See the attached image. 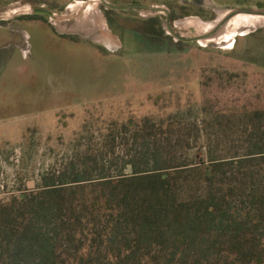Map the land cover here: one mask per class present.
<instances>
[{
  "label": "rangeland",
  "instance_id": "374dc122",
  "mask_svg": "<svg viewBox=\"0 0 264 264\" xmlns=\"http://www.w3.org/2000/svg\"><path fill=\"white\" fill-rule=\"evenodd\" d=\"M202 2L0 0V199L33 190L42 177L67 172L86 156L103 158L107 174L116 175L104 145L113 123H131L134 131L142 117H170L190 126L207 101L216 109L263 107L264 26L226 27L212 40L193 43L165 29L168 20L181 37L204 32L207 27L189 25L212 21L194 16L199 9L216 19ZM210 2L264 9V0ZM107 10L115 12L112 28ZM31 15L38 16L25 19ZM155 17L164 31L157 42L142 36L143 21ZM216 70L245 77L221 86ZM184 138L171 139L184 144ZM123 143L119 137L114 158L125 159ZM190 148L180 156L192 158Z\"/></svg>",
  "mask_w": 264,
  "mask_h": 264
},
{
  "label": "trees",
  "instance_id": "16d2710c",
  "mask_svg": "<svg viewBox=\"0 0 264 264\" xmlns=\"http://www.w3.org/2000/svg\"><path fill=\"white\" fill-rule=\"evenodd\" d=\"M114 14L105 11L111 28ZM143 24L144 38L164 39L159 18ZM215 74L221 86L245 77ZM177 123L142 117L134 131L113 123L104 145L116 175L86 156L0 199V264H264V106L207 101L190 126ZM119 137L128 148L120 160ZM190 146L194 156L182 158Z\"/></svg>",
  "mask_w": 264,
  "mask_h": 264
},
{
  "label": "water",
  "instance_id": "95a60500",
  "mask_svg": "<svg viewBox=\"0 0 264 264\" xmlns=\"http://www.w3.org/2000/svg\"><path fill=\"white\" fill-rule=\"evenodd\" d=\"M104 3L106 5H108V6H110L105 1H104ZM209 7L212 8L216 12V14H217L216 22L217 23L211 29V31H209L208 33L203 34V35L193 36V37H181L177 33V31L173 28V25H171L168 20L165 21V26H166L165 29L167 30L169 35H171V37L175 38L177 41L193 43V42L205 41V40H208V39L212 38L219 31V29L222 28L221 26L233 16H236V15H251V16H262V17H264V9H259L257 7H234V6H232V7H230V11H229V13L227 15H225L224 17L218 19L219 13L222 10H224L226 7H221V6L219 7V6H215L213 4H209ZM113 8L116 9V10H127V9H129L131 7H126V8L113 7ZM152 9L155 10L157 8H152ZM131 173H132L131 166H128V170L126 171V174H131Z\"/></svg>",
  "mask_w": 264,
  "mask_h": 264
},
{
  "label": "bare ground",
  "instance_id": "6f19581e",
  "mask_svg": "<svg viewBox=\"0 0 264 264\" xmlns=\"http://www.w3.org/2000/svg\"><path fill=\"white\" fill-rule=\"evenodd\" d=\"M203 2L205 3V5L212 4L210 2V0H203ZM215 6H218V5H215ZM221 7H223V6H221ZM224 7H226L224 10H222L220 13L218 12L219 13L218 19L224 17L225 15H227L229 13L230 7H228V6H224ZM194 21L196 23V21H198V18L195 19ZM199 22H201V21L199 20ZM207 23H208V25L201 26V24L196 23L197 24L196 25V24H194L193 21H189V25L197 26V27H207V29L204 32L199 33V35H203V34L208 33L209 31H211V29L215 26V24L217 22H216V19H215V20H212V21L207 22ZM243 25L245 27L264 26V17H262V16H251V15H236V16H233L221 26L222 28H220L219 31L212 38H210L208 40H212V39L218 37L219 35H221L224 32V30L226 29V27H239V26H243ZM181 27H183V26H181ZM208 40H206V41H208Z\"/></svg>",
  "mask_w": 264,
  "mask_h": 264
},
{
  "label": "flooded vegetation",
  "instance_id": "af4514ba",
  "mask_svg": "<svg viewBox=\"0 0 264 264\" xmlns=\"http://www.w3.org/2000/svg\"><path fill=\"white\" fill-rule=\"evenodd\" d=\"M198 18V17H197ZM198 19H200V18H198ZM201 20V19H200Z\"/></svg>",
  "mask_w": 264,
  "mask_h": 264
}]
</instances>
